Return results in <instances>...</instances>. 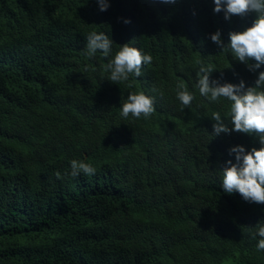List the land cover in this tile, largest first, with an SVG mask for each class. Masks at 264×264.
<instances>
[{
    "label": "trees",
    "instance_id": "1",
    "mask_svg": "<svg viewBox=\"0 0 264 264\" xmlns=\"http://www.w3.org/2000/svg\"><path fill=\"white\" fill-rule=\"evenodd\" d=\"M108 2L101 11L96 0H0V84L19 88L8 110L0 90V264H264L248 232L264 204L225 193L220 172L236 162L232 147L259 148L258 137L214 134L212 113L229 122L230 102L195 88L201 62L216 69L210 80L254 84L264 70L249 71L210 36L220 30L225 43L255 14L225 20L213 0ZM94 31L110 36L113 54L130 42L153 61L111 83L107 59L84 54ZM43 64L38 84L19 93L16 71L38 76ZM178 83L195 94L190 108ZM141 89L155 112L123 119L120 104ZM73 159L95 173L64 176Z\"/></svg>",
    "mask_w": 264,
    "mask_h": 264
},
{
    "label": "clouds",
    "instance_id": "2",
    "mask_svg": "<svg viewBox=\"0 0 264 264\" xmlns=\"http://www.w3.org/2000/svg\"><path fill=\"white\" fill-rule=\"evenodd\" d=\"M101 11L109 7L108 0H96ZM161 3L171 4L176 0H160ZM214 13L223 12L224 19L230 20L232 16L246 17L250 13L255 14L251 26L246 20L238 28L230 29L225 38L221 39L220 30L211 34L210 39L215 43L220 52L230 53L234 60L246 65L249 71L264 70V0H213ZM129 21H125L128 23ZM114 42L105 32H90L86 37L84 54L93 58L100 52L107 59L103 70L107 73V80L113 84L126 82L130 77L142 76V68L153 61L150 54L131 46V43L118 45V50L113 54ZM116 45V44H115ZM82 52V51H81ZM80 52V53H81ZM13 57L6 59L11 66ZM45 60V59H43ZM254 61V64L249 63ZM42 65L37 76L36 72L27 70L16 71V76L22 79V90L30 89L38 84L41 78ZM216 69L206 66L202 62L196 72L195 88L200 96L212 103L221 99L230 102L227 116L229 122L221 116L219 111L212 113L211 119L214 134L229 133L235 131L258 137L260 147H253L245 151L243 146L237 145L229 150V155L235 154V163L227 161V166L220 170L222 174L221 187L229 195L239 193L241 198L249 203L264 204V71L258 76L252 86H245L243 80L238 84L220 83L210 80V74ZM19 89V88H17ZM17 89H5L0 84V90L8 100L7 110L13 108L10 101L18 93ZM176 98L180 101L182 109L190 108L195 99L194 92L190 91L184 83L176 86ZM155 112V97L140 91L129 92L126 100L120 104V116L128 119L131 115L134 119H149ZM228 123L232 125L230 129ZM197 130L200 132L202 125L197 122ZM202 134V132H201ZM202 144L196 143L190 146V150H201ZM96 169L90 163L73 159L70 162V171L64 176L78 177L80 174L92 175ZM57 178H63L61 173H56ZM248 232L253 239L259 237L256 247L264 251V221H259L255 226L248 227Z\"/></svg>",
    "mask_w": 264,
    "mask_h": 264
}]
</instances>
